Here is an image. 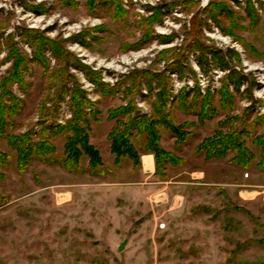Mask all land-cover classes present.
Returning <instances> with one entry per match:
<instances>
[{
	"label": "rangeland",
	"instance_id": "1",
	"mask_svg": "<svg viewBox=\"0 0 264 264\" xmlns=\"http://www.w3.org/2000/svg\"><path fill=\"white\" fill-rule=\"evenodd\" d=\"M140 117L178 164L115 152ZM263 138L264 0H0V264H264Z\"/></svg>",
	"mask_w": 264,
	"mask_h": 264
},
{
	"label": "trees",
	"instance_id": "2",
	"mask_svg": "<svg viewBox=\"0 0 264 264\" xmlns=\"http://www.w3.org/2000/svg\"><path fill=\"white\" fill-rule=\"evenodd\" d=\"M212 64L216 67H219L223 70L228 68V62H226L225 55L223 53H220L218 51L212 50ZM237 79V89H239L240 79L239 77ZM156 121H152L148 118L140 117L139 119H131L129 123L126 125L124 130L117 129L112 136V139L114 141V150L118 155H124L129 154L132 157L137 158V154L135 152V149H133V146L130 142V137L133 134L134 129H136L139 133L146 135V144L147 149L153 151L156 157V163L158 165L157 172L161 171L163 168L162 166L166 163H172V164H178V159L174 157V155L171 152H168L164 150L159 143V140L161 138L159 130L156 128ZM175 129V128H174ZM180 133L178 128L175 129ZM84 133V132H83ZM80 137L81 140H83V144L86 147V152L88 155L91 156V160L93 161L98 160L99 161V153L97 150H92V147L87 146L85 144L84 137L82 133H79L78 136L75 138L78 139ZM74 139V138H73ZM18 147L22 150V157H27V153L32 151V148L25 147L24 143L25 141L29 140V137L27 135H24L23 137L17 138ZM264 140V138L262 139ZM75 142L68 144V151L72 154L73 157H79L80 151L76 146ZM20 143V144H19ZM263 148H264V142ZM75 144V146H74ZM46 146H48V150H46ZM29 150V151H28ZM54 148L50 145L46 144H39V147L37 148V151L42 154H47L49 152H52ZM200 151L206 152V158H225L227 154L230 151L235 152V156L233 157V160L236 161L239 164H246L250 161L249 157V151L245 146L244 141L241 138V133L238 131H233L231 133H218V136L206 139L204 143H202L199 147ZM27 152V153H26ZM264 155V151H263ZM29 158V157H28ZM3 159V156L0 155V160ZM262 170L264 169V162L259 166ZM22 169V168H21Z\"/></svg>",
	"mask_w": 264,
	"mask_h": 264
},
{
	"label": "bare ground",
	"instance_id": "3",
	"mask_svg": "<svg viewBox=\"0 0 264 264\" xmlns=\"http://www.w3.org/2000/svg\"><path fill=\"white\" fill-rule=\"evenodd\" d=\"M145 158H144V161H145V164H146V167L148 168V169H150V170H152L153 169V161L151 160V158L150 157H146V156H144ZM153 158V157H152Z\"/></svg>",
	"mask_w": 264,
	"mask_h": 264
},
{
	"label": "built area",
	"instance_id": "4",
	"mask_svg": "<svg viewBox=\"0 0 264 264\" xmlns=\"http://www.w3.org/2000/svg\"><path fill=\"white\" fill-rule=\"evenodd\" d=\"M182 202H183V200H176V203H178V204H182Z\"/></svg>",
	"mask_w": 264,
	"mask_h": 264
},
{
	"label": "water",
	"instance_id": "5",
	"mask_svg": "<svg viewBox=\"0 0 264 264\" xmlns=\"http://www.w3.org/2000/svg\"><path fill=\"white\" fill-rule=\"evenodd\" d=\"M124 245H125V243L123 242V243L120 245L119 249H122V248L124 247Z\"/></svg>",
	"mask_w": 264,
	"mask_h": 264
}]
</instances>
